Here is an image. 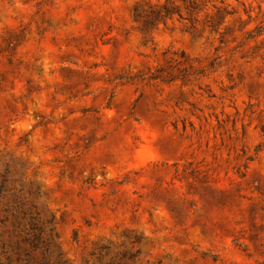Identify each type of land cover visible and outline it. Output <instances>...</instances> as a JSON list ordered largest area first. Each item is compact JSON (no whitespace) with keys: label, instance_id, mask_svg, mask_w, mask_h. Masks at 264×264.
<instances>
[{"label":"rangeland","instance_id":"374dc122","mask_svg":"<svg viewBox=\"0 0 264 264\" xmlns=\"http://www.w3.org/2000/svg\"><path fill=\"white\" fill-rule=\"evenodd\" d=\"M193 7L0 0V264H264V0Z\"/></svg>","mask_w":264,"mask_h":264},{"label":"trees","instance_id":"16d2710c","mask_svg":"<svg viewBox=\"0 0 264 264\" xmlns=\"http://www.w3.org/2000/svg\"><path fill=\"white\" fill-rule=\"evenodd\" d=\"M185 3H191V7L198 2V0H183ZM172 11L168 8H165L163 11H152L151 14H145L140 11L138 8L135 9V18L138 22L143 24L145 30L153 29L157 26L158 23L166 22L167 19L172 17ZM5 185L2 184L0 186V199L2 198V194L4 193ZM29 235L25 236L24 241L32 246L33 249H39V243L32 242L30 238H26ZM29 241V242H28Z\"/></svg>","mask_w":264,"mask_h":264}]
</instances>
